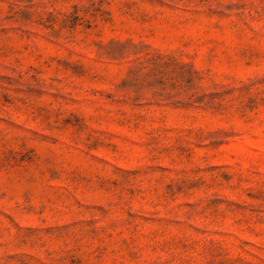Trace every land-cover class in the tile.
<instances>
[{"label":"rangeland","instance_id":"rangeland-1","mask_svg":"<svg viewBox=\"0 0 264 264\" xmlns=\"http://www.w3.org/2000/svg\"><path fill=\"white\" fill-rule=\"evenodd\" d=\"M0 264H264V0H0Z\"/></svg>","mask_w":264,"mask_h":264}]
</instances>
